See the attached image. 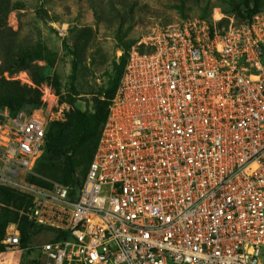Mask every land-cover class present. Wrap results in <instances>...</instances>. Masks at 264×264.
Returning a JSON list of instances; mask_svg holds the SVG:
<instances>
[{
	"label": "built area",
	"instance_id": "obj_1",
	"mask_svg": "<svg viewBox=\"0 0 264 264\" xmlns=\"http://www.w3.org/2000/svg\"><path fill=\"white\" fill-rule=\"evenodd\" d=\"M48 131L38 112L0 122V188L36 169ZM19 214L53 234L39 264H264V12L155 29L129 54L79 192L56 183Z\"/></svg>",
	"mask_w": 264,
	"mask_h": 264
},
{
	"label": "rangeland",
	"instance_id": "obj_2",
	"mask_svg": "<svg viewBox=\"0 0 264 264\" xmlns=\"http://www.w3.org/2000/svg\"><path fill=\"white\" fill-rule=\"evenodd\" d=\"M263 12L264 0H0V25L6 30L0 34V83L6 79L41 92L38 106L24 97L22 107H1L0 122L38 112L48 119L51 132L80 111L90 129L108 76L121 71L122 56L139 48L155 29L188 19L230 22ZM14 63L18 66L8 69ZM66 165L62 160L47 169L37 167L15 187H2L14 193L0 192L1 223L20 213L37 190L71 181ZM74 165L73 175L81 181L88 161ZM52 237L44 230L30 249L0 252V264H39L37 247Z\"/></svg>",
	"mask_w": 264,
	"mask_h": 264
},
{
	"label": "trees",
	"instance_id": "obj_3",
	"mask_svg": "<svg viewBox=\"0 0 264 264\" xmlns=\"http://www.w3.org/2000/svg\"><path fill=\"white\" fill-rule=\"evenodd\" d=\"M253 16H245L240 20H236L237 23H243L248 20H251ZM227 22V21H226ZM6 31L3 29V25H0V34L1 32ZM129 55L122 56V70L116 72V74H110L105 82L104 87L101 90V95H104L103 101H97V105L94 108V113L91 115L92 127L90 129H85L86 115L80 111H75L71 113L67 121L59 122L55 127L48 131V149L44 157L38 163L37 167L45 168L55 166L56 162L64 161L67 166V173L69 177L72 178V182H66L65 185L72 188L73 193H78L80 187L82 186L84 179L87 175L90 164L94 159L96 149L98 147L102 129L104 124L107 121L109 115V109L112 103L113 98L119 87V83L125 66L127 63ZM18 64H9L8 69L17 67ZM58 91V90H57ZM59 95L62 93L61 90L58 91ZM24 97H29L32 99L34 106H38L41 103V92L27 86H21L19 82L8 81L2 79L0 83V108L1 107H12L18 108L22 107L21 99ZM88 161V169L84 178L79 181L75 178L74 168L75 161ZM76 159V160H75ZM36 167V168H37ZM71 167V169L69 168ZM69 169V170H68ZM5 191L8 194H13L14 192L8 188H2L0 190ZM19 197H15L18 199ZM16 201V200H15ZM19 202H22V199H18ZM22 206L19 205V207ZM20 220L21 225V235H22V247L26 249L35 236L39 235L44 231V228L38 227L35 223L31 222L28 217L23 216L20 218L19 213H14L13 216L9 219L8 223L2 224L0 220V252L6 250L5 245L3 244L7 224L12 222H17ZM38 231V232H37Z\"/></svg>",
	"mask_w": 264,
	"mask_h": 264
}]
</instances>
